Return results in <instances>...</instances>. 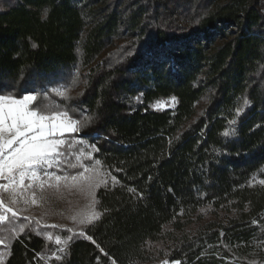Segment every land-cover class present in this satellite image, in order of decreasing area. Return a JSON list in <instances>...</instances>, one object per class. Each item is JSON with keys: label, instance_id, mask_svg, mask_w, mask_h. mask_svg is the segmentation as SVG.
<instances>
[{"label": "trees", "instance_id": "1", "mask_svg": "<svg viewBox=\"0 0 264 264\" xmlns=\"http://www.w3.org/2000/svg\"><path fill=\"white\" fill-rule=\"evenodd\" d=\"M124 1L0 0V95L68 110L108 178L66 245L1 223V264H264V0Z\"/></svg>", "mask_w": 264, "mask_h": 264}, {"label": "rangeland", "instance_id": "2", "mask_svg": "<svg viewBox=\"0 0 264 264\" xmlns=\"http://www.w3.org/2000/svg\"><path fill=\"white\" fill-rule=\"evenodd\" d=\"M74 1L78 4L91 1L90 7L99 9L111 0ZM126 2L125 0L124 3ZM156 107L171 108L173 107V101L168 100L157 103ZM62 139H64L65 143L58 149V151L63 153L58 158L59 166L48 169V172L54 173L51 178L42 175L36 181L25 178L24 187L17 185L15 187L10 186L7 189L0 188V200L7 207H11L13 211L17 212L18 215L14 218L15 220H27L34 223L37 227L52 229V231L72 229V232L78 235L82 228L89 224L87 223L88 219L92 221L96 219L95 217L98 213L95 210L94 193L108 178L99 169L96 162L89 161L91 158L84 150L86 147H80L77 151L74 150L76 144L80 142L79 139H72L70 143L67 142V138ZM73 164L76 167H72ZM56 176H59L60 179L57 180ZM73 176L76 177L75 180L72 179ZM0 184H7V181L0 179ZM28 185H31V187H28ZM7 215L11 217V213ZM82 220L85 223L82 224ZM52 225H55V227H51ZM70 234L72 235V233ZM57 236L61 238L60 244L56 243ZM45 237L59 247L64 245V240L66 239L56 232H47ZM5 257L6 248L0 240V264ZM153 264L176 263L159 259Z\"/></svg>", "mask_w": 264, "mask_h": 264}, {"label": "snow or ice", "instance_id": "3", "mask_svg": "<svg viewBox=\"0 0 264 264\" xmlns=\"http://www.w3.org/2000/svg\"><path fill=\"white\" fill-rule=\"evenodd\" d=\"M38 95L44 96L43 93L35 92L26 94L22 98L0 95V179L7 181V184H0V188L7 189L17 185L24 187L25 178L32 181L40 179L41 175L51 178L54 173L48 172V169L59 166L58 158L63 153L58 149L65 143L64 139H51V137L79 131L80 121L73 118L68 110L57 109L48 103L46 98L37 102ZM236 115H240V110H237ZM235 122L232 121L233 124ZM4 133H8L10 138L6 139ZM223 135L227 137L229 132L225 131ZM92 148L99 151L94 144ZM96 163L99 164L100 161L97 159ZM72 167L76 165L73 164ZM55 178L60 179L59 176ZM72 179L75 180L76 177L73 176ZM8 213H11L13 219L18 215L0 200V223L10 219ZM95 218L99 219V215L97 214ZM81 223L85 221L82 220ZM87 223H92V220L88 219ZM20 231H23V228ZM67 231L72 235L64 240L65 245L73 235H76L72 229ZM78 235L85 236V233L81 231ZM86 238L91 239L90 236ZM56 243H61L59 236L56 238ZM112 264H115L114 260Z\"/></svg>", "mask_w": 264, "mask_h": 264}, {"label": "crops", "instance_id": "4", "mask_svg": "<svg viewBox=\"0 0 264 264\" xmlns=\"http://www.w3.org/2000/svg\"><path fill=\"white\" fill-rule=\"evenodd\" d=\"M70 134H73V133H64L63 136H59V135H57V136H53V137H51V139H62V138H64V136H66V135H70ZM4 137H5L6 139H7V138H10V136H9L8 133H4Z\"/></svg>", "mask_w": 264, "mask_h": 264}]
</instances>
